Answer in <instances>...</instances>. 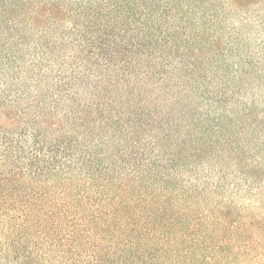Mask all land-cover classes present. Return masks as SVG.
I'll list each match as a JSON object with an SVG mask.
<instances>
[{"label": "trees", "instance_id": "obj_1", "mask_svg": "<svg viewBox=\"0 0 264 264\" xmlns=\"http://www.w3.org/2000/svg\"><path fill=\"white\" fill-rule=\"evenodd\" d=\"M0 264H264V0H0Z\"/></svg>", "mask_w": 264, "mask_h": 264}]
</instances>
